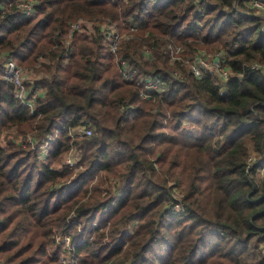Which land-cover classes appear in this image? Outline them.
I'll use <instances>...</instances> for the list:
<instances>
[{
    "label": "trees",
    "instance_id": "16d2710c",
    "mask_svg": "<svg viewBox=\"0 0 264 264\" xmlns=\"http://www.w3.org/2000/svg\"><path fill=\"white\" fill-rule=\"evenodd\" d=\"M246 1L34 0L25 16L16 0H0V72L11 58L39 74L29 87L44 90L30 108L0 75V264H60L48 251L52 233L70 237L75 264H264V175L255 176L264 165V70L243 69L264 63V32ZM78 19L93 31L71 29ZM131 21L139 25L129 32ZM104 22L121 34L115 54ZM169 41L187 55L224 51L234 72L224 90L210 74L171 64ZM143 75L164 89L142 97ZM79 125L92 134L71 142ZM10 128L22 141L2 145ZM49 134L40 159L33 146ZM71 145L72 167L62 161ZM170 181L183 184L179 213Z\"/></svg>",
    "mask_w": 264,
    "mask_h": 264
},
{
    "label": "built area",
    "instance_id": "2783aa9c",
    "mask_svg": "<svg viewBox=\"0 0 264 264\" xmlns=\"http://www.w3.org/2000/svg\"><path fill=\"white\" fill-rule=\"evenodd\" d=\"M16 1H17V6L19 7L23 15L31 16L34 14V9H33L34 0H16ZM246 5L249 8L255 10L260 15H262V23L260 25V31L264 32V0H247ZM0 7H2V11L7 9V6H5L4 4H2V6L0 5ZM197 8H198V14L201 15L202 10L200 9V7ZM81 21H82L81 19L74 21L73 23L70 24V28L74 30H83L86 31L88 34L93 31L92 21H88L91 23L88 26H86V24L82 25ZM106 24L110 25L113 23L106 22ZM107 25H103L101 30L103 31L104 37L107 41V45H108L107 50L115 54L118 41L121 38V34H119V32L116 30L115 25L113 29L107 28L106 27ZM138 25H139L138 22L131 21L127 25L128 31L131 32L135 30L138 27ZM100 26L101 24L99 25V27ZM129 36H130L129 34L125 35V38H128ZM166 46L167 49L169 50V62L171 64L175 65L176 62L179 63L180 65L183 64L184 62L187 63L189 66V70L191 71L192 75H194L195 77H203L206 74L212 75L214 80L219 83L222 90H224L225 88V82L229 79L231 75L234 74L233 70L226 63V53L224 51L219 50L209 53L205 49H199L195 51L193 54L187 55L184 54V47L182 45H175L171 41H169L167 42ZM144 53L148 54V49H144ZM115 62L118 66V69L122 73L124 79L126 80L134 79V68L130 67L129 64L124 59L116 57ZM243 69L264 70V63L258 61L246 62L243 63ZM172 74L175 77H181L179 67H174ZM0 75L12 84L15 96L22 103H24L30 108L33 107L35 103V99L44 93V90L41 88L33 89V87L28 86V79L24 72V69L11 58L5 57ZM237 75L241 77L242 72ZM136 83H138L140 86H144V89L141 88L140 91V95L144 98H148L151 94V91H155V92L161 91L164 89L165 86L164 82L156 75L154 76L143 75L140 78H138ZM90 134H92V128L86 125H79L76 127L69 128L68 130V135L71 138L82 135H90ZM54 138L55 135L49 134L46 136L43 142H41L40 144L36 145V147H34L37 150L38 158L40 159L45 158L48 150L47 143L51 142ZM25 139L27 140V142L31 141L29 135H27ZM72 150H74L73 145H71L69 152ZM71 155L72 156L68 155L67 157H65L64 162L68 166L72 167L77 164V157L74 156V153ZM253 159L254 157L250 155L248 159L249 165H250V161H252ZM171 196L174 202L171 205L170 210L174 212L182 211L183 208L180 202V198L175 197L173 194ZM56 235L63 237L61 241L67 240V237H69L66 234L56 233L54 235V238ZM73 245L74 243L70 241L69 244H67L66 246L67 251L72 249ZM262 251H264V247ZM61 258H63L64 264H74V262L71 259H67L64 257Z\"/></svg>",
    "mask_w": 264,
    "mask_h": 264
},
{
    "label": "rangeland",
    "instance_id": "374dc122",
    "mask_svg": "<svg viewBox=\"0 0 264 264\" xmlns=\"http://www.w3.org/2000/svg\"><path fill=\"white\" fill-rule=\"evenodd\" d=\"M83 22L81 21V24L82 25L83 24H86V26H88L89 24H91L88 21H83ZM103 25H107V24L106 23H104V24L101 23L100 29H102ZM114 25H115L114 23L113 24H110V25L108 24L106 27L109 28V29H113L115 27ZM78 31H83V30H78ZM26 70H24V71H25V74L27 76L28 83L31 82V81H33V80H35V79H38L39 78V74L38 73L32 72L31 70H27V71ZM28 135L30 136V134H28ZM4 138H10L15 143L21 142V137H19V136H17L15 134L14 128H10V129L3 130V132H2V138H1V144L2 145H4V143H5ZM30 138H31V136H30ZM74 138H71V142H72V140ZM33 147H36V145H34ZM68 152L63 156L62 161H64L65 160V157H67L68 155L72 156L71 154H73V153H74V156L76 157L75 154L77 152H75V146H74V150L70 151L69 153ZM249 153H250L251 156L254 157V159L252 161H250V166H251L252 163H253V161L257 157V154L253 150V148L251 147V145H249ZM263 175H264V165L261 166V167H259L257 169L255 176H256V179H257V178L262 177ZM169 184L171 185L170 186V195L173 194L175 197L181 199L182 196H183V184L182 183L179 184V183H177L175 181H170ZM175 213H179V212H175ZM94 223H97V222L94 221ZM55 234L56 233H52L51 237H54ZM61 239H63V237H60L59 235H56L55 238H54V240H53V242H52V245L50 244V246H48V251H49V253H51V251H53V250L56 249L57 255H58V260H60V264H64L63 263V258H61V257H64V258H67V259H70L69 257H71V255L67 252V248H66L67 244H69V242L71 241V239H70V237H67V240H63V241H61Z\"/></svg>",
    "mask_w": 264,
    "mask_h": 264
},
{
    "label": "water",
    "instance_id": "95a60500",
    "mask_svg": "<svg viewBox=\"0 0 264 264\" xmlns=\"http://www.w3.org/2000/svg\"><path fill=\"white\" fill-rule=\"evenodd\" d=\"M237 77H240V76L237 75Z\"/></svg>",
    "mask_w": 264,
    "mask_h": 264
}]
</instances>
